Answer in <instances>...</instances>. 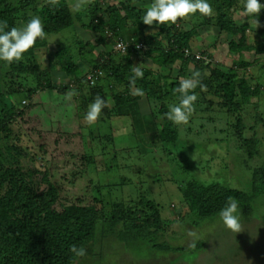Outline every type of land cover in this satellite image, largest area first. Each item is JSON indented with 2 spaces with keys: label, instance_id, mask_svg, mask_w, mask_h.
I'll return each mask as SVG.
<instances>
[{
  "label": "trees",
  "instance_id": "1",
  "mask_svg": "<svg viewBox=\"0 0 264 264\" xmlns=\"http://www.w3.org/2000/svg\"><path fill=\"white\" fill-rule=\"evenodd\" d=\"M101 1L91 0L83 13L74 15L66 0H58L54 7L46 0H0V21H7L6 31L27 23L31 19L28 15L30 11L40 16L45 30V37L38 38L19 62L10 66L0 62V264H75L84 256H74L69 251L70 247H83L86 252L93 249L100 222L111 225L112 228H108L119 242L131 248L141 249L145 246L151 249L155 253V260L165 262L167 259L158 255L173 250L168 241L164 240L166 232L161 219L162 208L156 201L142 197L135 206L115 204L109 219L95 206H65L61 202L60 186L52 181L49 169L41 167L37 155L29 151V146L25 145L22 136L14 128L18 119L23 120L34 109V104L24 106L23 103L31 102L33 95L39 91L54 90L67 94L75 89L82 96L81 107L85 109L97 95L107 105L111 98L114 106L112 112L108 110V106L103 109L106 117L115 115L131 118L138 133H146L149 149L161 145L162 152L167 156L176 154L172 162L187 173L189 178L185 185L178 186L182 194L183 211L176 216L181 220L192 216L193 219L196 217L197 224L217 217L229 197L238 202L237 211L246 217L251 214L254 202L264 197V138L256 132L255 127L248 129L254 133L246 135L243 115L249 106H253L252 99L264 94V83L258 82L251 86L245 78H238L234 70L225 73L216 69L212 78H208L204 73L208 67L204 60H197L194 56L186 57L185 52L191 49L190 42L196 32H183L177 26L180 20L174 25L147 26L142 22L145 8L134 5L145 0H125L108 7ZM207 2L218 13L214 26L234 38L230 43V51L243 53L244 50L253 49L258 54H264V43L257 48L246 44L245 31L250 27L247 24L236 27L230 20L226 9L227 6H232L231 0ZM196 14L201 15L198 12ZM204 21L207 24L212 22L207 17ZM76 22L82 28L98 34L96 44L102 50L97 60L90 63L85 61L87 55H91L96 49V45L80 41L75 42V46L58 49L54 53L58 64L43 68L37 51L48 46L47 37L72 29ZM151 27L158 29L157 35L153 37L145 33ZM236 39L240 42L237 43ZM119 42L130 46L126 52L116 50ZM138 45L142 48L137 49ZM73 48L75 52L70 54ZM139 54L141 58L162 67L172 68L179 63L177 77L169 81V73L166 77H157L156 81L149 82L151 71L144 69L143 78H137L135 84L144 95L133 96L129 79L133 74L132 67L135 66L134 57ZM153 54L156 56L152 58ZM201 55L204 57L206 52ZM190 63L194 64L193 72L201 73V83L205 86L203 89H195L198 99L191 116L208 112L204 107L210 91L221 98L220 106L226 108L229 115H235V123L231 125V129L236 142L233 151L228 150V154L231 159L236 154L237 170L243 168L251 171V187L247 191L218 181H200L196 177L198 172L188 165L190 158L186 151L191 144L180 138L182 125L175 124L166 117L169 106L180 100L179 93L174 92L179 86V78H188L193 73H188ZM58 66L60 72L69 79L68 84L59 87L55 85L56 80L51 75ZM239 67L247 69L251 65L241 63ZM9 74L15 78L7 86L4 82ZM89 75L93 76L92 82L88 79ZM15 79H29L34 87L17 84ZM18 95L22 97L16 103L12 97ZM143 99L152 103V111L147 116H142L139 111L138 103ZM254 106L252 111L255 114L258 108L256 104ZM191 116L188 123L193 125L197 121ZM212 120L208 117L198 120L200 135L208 134L204 127ZM205 140L224 144L222 140H215L213 137ZM225 142L228 146L230 140ZM204 151L206 153L202 155L209 152L206 148ZM83 160L88 165L94 163V157L91 156L84 157ZM211 161H205L202 156L199 158L198 164L202 166L203 172L209 171L208 164ZM119 224L122 225V230L118 232L115 228ZM198 227L199 225L196 228Z\"/></svg>",
  "mask_w": 264,
  "mask_h": 264
},
{
  "label": "rangeland",
  "instance_id": "2",
  "mask_svg": "<svg viewBox=\"0 0 264 264\" xmlns=\"http://www.w3.org/2000/svg\"><path fill=\"white\" fill-rule=\"evenodd\" d=\"M66 1L74 15L83 13L91 4V0H87L82 10L73 11L72 5L75 0ZM121 1L125 0L101 2L108 7ZM231 1L232 6H227L226 9L230 20L236 27L246 24L250 27L245 31L246 44L253 48L262 45L264 10L258 16H244L242 15L244 0ZM151 3L152 0H145L134 5L146 9ZM260 3L264 4V0H260ZM212 9V14L206 16L212 20L211 23H205V15L194 14L180 19L177 24L183 32H196L190 42L191 51L197 56L206 52L208 58L206 55L203 57L208 60L204 61L208 66L205 75L211 77L216 69L225 73L234 70L238 78H245L251 86L258 82L264 83V55L256 53L253 49L244 50L243 53L230 51V43L234 38L230 34L220 32L214 26L218 13L215 8ZM28 15L31 18H40L32 11ZM255 21H258L259 27ZM145 33L153 37L157 35L158 29L151 27ZM97 38V33L82 28L76 22L72 29L57 35H49L48 46L37 51L38 60L43 68L58 64L57 58L54 57L58 49L83 41L96 45L93 53L86 57L85 61L90 63L97 60L102 50L97 47ZM236 42L239 43L240 40L236 39ZM72 51L70 54L75 52L74 48ZM155 56L156 54H153L151 57ZM136 57H134L135 66L139 65L141 70L151 71L149 82L156 81L157 77H166L169 73L171 76L169 81L177 77L176 70L179 69V63L172 68L162 67L146 58H141L140 54ZM241 63H249L251 68L241 69L239 67ZM193 68L194 64L190 63L188 73H192ZM54 70L56 72L51 75L56 80L55 85L59 87L68 84L69 79L60 72L59 66ZM14 78L9 74L4 83L9 86L11 85L9 81ZM15 80L17 84L34 87V83L29 79ZM262 90L264 91V85ZM210 93L206 96L207 105L204 107L208 111L206 115L200 112L192 115L194 121H197L193 125L188 122L181 123L180 138L191 144L186 151L190 158L188 165L198 172L196 177L202 182L218 181L247 191L251 187V171L243 168L237 170L236 154L232 155V159L228 154L229 151H233L236 142L231 129V125L235 123V115H229L227 109L220 106L221 98L211 91ZM21 97L18 95L12 99L18 103ZM81 101L82 96L71 95V91L67 94L54 90L39 91L33 95L31 102L23 103L24 106L30 103L35 106L23 120L21 118L17 120L15 132L22 136L25 145L29 146V151L37 155L41 167L49 169L52 181L60 186V200L65 206L72 204L95 206L102 210L106 219H109L115 204L135 206L142 197L156 201L162 208L161 219L166 232L164 240L168 241L173 250L158 255L166 258L165 262H161L160 259L155 260L153 259L155 253L151 249L145 246L141 249L131 248L119 242L114 237L116 235L108 228V226L112 228L111 225L107 226L105 222H100L92 245L93 249L86 252V255L75 264H264V197L254 202L250 215L245 217L242 212L237 211L236 215L241 225L239 233L227 229L220 216L197 224H195L196 217L179 219L176 215L183 211V201L178 186L185 185L189 178L187 173L172 162L176 154L167 156L162 152L161 145L149 149L146 133L139 134L129 117L115 115L106 117V112L103 110L94 124H86L84 116L88 107L86 109L81 107L83 103ZM252 103L253 106H249L243 113L246 135L254 133L248 129L255 127L256 132L264 138V94L260 98H253ZM138 104L142 116H147L152 111V103L146 99ZM176 104H179L178 100ZM255 104L258 110L254 114L252 110ZM113 106L109 98L110 112ZM206 117L212 118L215 122L212 120L208 126L205 125L204 128L208 130L207 135H204L205 133L200 135L198 120ZM211 137L222 140L224 144L205 140ZM227 139L230 140L228 146L225 142ZM205 148L209 152L202 155L206 153ZM88 156L94 157L92 165L86 164L83 160ZM201 156L205 161L213 160L210 165L208 164L209 171L203 172L202 166L198 164ZM198 225L199 227L196 228ZM120 230H122L121 224L115 228V231Z\"/></svg>",
  "mask_w": 264,
  "mask_h": 264
},
{
  "label": "clouds",
  "instance_id": "3",
  "mask_svg": "<svg viewBox=\"0 0 264 264\" xmlns=\"http://www.w3.org/2000/svg\"><path fill=\"white\" fill-rule=\"evenodd\" d=\"M46 2L54 7L57 5L58 0H46ZM86 4L87 0H75L72 10L80 11ZM262 10H264V4H261L260 0H244L242 15L258 16ZM197 12L201 15L209 16L212 14L213 9L207 0H152V3L145 9L142 22L147 26L154 24L157 26L165 24L174 25L178 20L188 18ZM255 23L259 27L258 21H255ZM6 29H8L7 21H0V62H3L5 66L19 62L23 58L24 53L28 52L35 45L38 38L43 39L45 37L44 25L39 17H32L20 27H12L7 31ZM118 47H122V45H118ZM191 50L192 48L185 52L186 57L194 56L197 60L208 61L205 60L208 56L204 59L202 55L197 56ZM132 73L129 79L131 94L133 96H143L144 92L135 87L136 79L143 78V71L138 65L132 67ZM100 75H103V73H100ZM197 87H201L202 89L205 87L201 83V73L199 71L193 72L188 78L182 77L180 79L179 86L174 89V92L180 95L179 104L169 106V111L166 113L169 121L175 124L187 123L189 121L191 114L194 112V103L198 99L195 94ZM77 94L75 89L71 90V95ZM107 106L106 101L101 96H95L85 113V123L88 125L94 124L100 118L103 109ZM237 209L238 202L234 198L229 197L225 206L220 210L219 216L227 229L239 233L241 225L239 217L236 215ZM69 251L76 257L86 255V249L83 247L77 248L76 245H72Z\"/></svg>",
  "mask_w": 264,
  "mask_h": 264
},
{
  "label": "built area",
  "instance_id": "4",
  "mask_svg": "<svg viewBox=\"0 0 264 264\" xmlns=\"http://www.w3.org/2000/svg\"><path fill=\"white\" fill-rule=\"evenodd\" d=\"M118 45H122V47H118ZM130 46L128 45V44H125V43H123V42H119L118 44H117V46H116V50L117 51H121V52H126L127 50H128V48H129ZM142 46L140 45H138L137 46V49H140ZM126 49V50H125ZM92 78H93V76L92 75H89L88 76V79L92 82Z\"/></svg>",
  "mask_w": 264,
  "mask_h": 264
}]
</instances>
